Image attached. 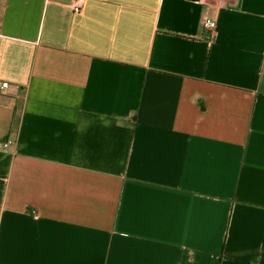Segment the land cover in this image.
<instances>
[{
  "label": "crops",
  "instance_id": "1",
  "mask_svg": "<svg viewBox=\"0 0 264 264\" xmlns=\"http://www.w3.org/2000/svg\"><path fill=\"white\" fill-rule=\"evenodd\" d=\"M75 3L0 0V264H264V0Z\"/></svg>",
  "mask_w": 264,
  "mask_h": 264
},
{
  "label": "built area",
  "instance_id": "2",
  "mask_svg": "<svg viewBox=\"0 0 264 264\" xmlns=\"http://www.w3.org/2000/svg\"><path fill=\"white\" fill-rule=\"evenodd\" d=\"M82 0H76L74 5V10L79 12L81 10V3ZM204 27L207 29H214L216 27V23L211 20H206L204 23ZM10 89V83L8 81H4L0 79V94L6 93ZM12 145V141H0V149L7 150Z\"/></svg>",
  "mask_w": 264,
  "mask_h": 264
}]
</instances>
